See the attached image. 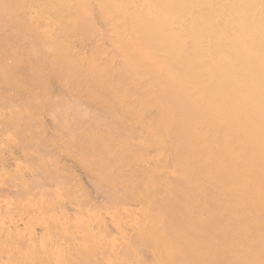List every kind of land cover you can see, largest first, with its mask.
<instances>
[{
	"label": "rangeland",
	"instance_id": "374dc122",
	"mask_svg": "<svg viewBox=\"0 0 264 264\" xmlns=\"http://www.w3.org/2000/svg\"><path fill=\"white\" fill-rule=\"evenodd\" d=\"M134 1L137 8L116 17L113 0H0V264H264V200L246 198L218 219L232 184L218 180L228 181L230 168L238 181L253 166L262 182L264 147L252 145L255 133L235 141L229 126L188 136L193 127L183 128L180 100L139 95L149 87L138 80L147 72H130L128 47L150 26L147 55L163 62L168 50L153 33L156 0ZM241 1L240 11L256 13L264 25V1ZM190 10L204 16L209 35L196 42L185 36L198 74L202 44L235 37L239 9L234 0H214ZM217 43L230 80H243L237 49L228 53ZM129 74L138 75L134 83ZM209 89L235 94L214 78ZM223 103L216 109L227 111ZM202 146L208 162L187 163ZM250 178L247 185H255Z\"/></svg>",
	"mask_w": 264,
	"mask_h": 264
},
{
	"label": "bare ground",
	"instance_id": "6f19581e",
	"mask_svg": "<svg viewBox=\"0 0 264 264\" xmlns=\"http://www.w3.org/2000/svg\"><path fill=\"white\" fill-rule=\"evenodd\" d=\"M113 1H115V4L114 8L111 9L110 16L116 15V17H121L124 14H128L130 8H137L136 1L134 0H126L125 6H122L121 0ZM133 1L135 6L131 7L130 3ZM234 1L239 9V16H237L239 26L234 29L236 36L224 37V35H221L215 39L216 42L206 41L202 44L204 49H202L197 56L199 61L198 68L202 69V73H193L194 63L189 57V54L194 48L186 47L185 36H195V42L198 37L200 40L202 38H209V35L203 30L204 16H192L190 8L197 5H200L201 8H208L209 4H212L214 0H212V2H209V0H156V7L153 11L157 13V16H155L157 21L155 22L153 33L155 34L158 46L161 48L166 47V50H168V52L163 55L165 60L163 62L161 61L162 56L151 58L147 55V49L150 46V38L152 35V29L148 26L137 34L139 42L132 43L128 47L131 53H134L137 49L133 47L139 45L137 54L134 56L131 55V53L126 54V60L129 59L126 63L131 73L135 71V67L137 66L147 72V78L143 76H139L138 78L139 82H147L149 86L148 89L138 90L140 96H175L180 100L179 106L185 108V115L183 118L185 123H182L183 128L184 125L185 127L189 125L194 128L187 131L188 136H195L196 129L198 128L206 129L207 132L209 131L211 134L215 135L216 133L219 134L218 129L222 127L227 128V126H229V131L235 136V141H239L241 138L237 137L239 134L243 135L245 133L247 136H251L250 134L255 133L254 135L259 142L256 143L257 140L255 139L256 141H253L252 145L258 149H262V147H264V93L261 96H257L255 93H259L264 87V25L260 22L259 15L256 13L250 14L248 11L244 14L243 11H240L242 6L241 0ZM252 1L260 3L264 0ZM140 7L142 10H146V6L140 5ZM116 17L113 18L114 27H116L115 23L119 21L118 18L116 20ZM239 30H242L245 35L243 33L239 34ZM259 31H261L258 42L259 46L253 47L254 44L250 40L253 38L255 40ZM244 36L245 38L243 40ZM238 37H241L242 40L238 41ZM217 42H223L225 51L228 53L237 49V51L235 53L232 52V54L236 57L240 56L242 73L244 76L243 80H237L235 77L234 80H230L227 74L232 69L221 52L218 51ZM236 43L241 45V47ZM178 46H181V49L178 52H173V49ZM220 64L222 65L220 68L221 73H218L216 76L215 72L218 69L217 66ZM157 67L161 68L159 72L155 71ZM137 76V74H129L127 81L131 80V82L134 83V77ZM210 78L217 79L218 85L227 87L232 93L234 91L235 94L226 96L227 94L222 93L220 90L214 89L210 91ZM145 79H147V81ZM150 89L152 90L151 93L148 91ZM207 94L208 99L206 98ZM220 94H222V96H219ZM222 102L227 106V111L216 109V107L223 106L221 104ZM167 110L164 112V114L166 113L165 118L170 119ZM233 112L235 115H233ZM257 124H262V126L259 131L255 132L254 129ZM183 128H180V132L184 130ZM199 142L203 143L204 139ZM202 148L206 147H193L190 155H188L185 161L187 163H194L198 159H201L203 162H208L204 157L206 155L202 152ZM218 148L221 149L223 153L227 151L225 145ZM261 151H264V149ZM261 151L260 153L262 154ZM194 170L195 167H190L188 174H191L187 176L188 178L194 174ZM252 170L253 166L249 168L247 173H242L237 181L234 170L227 168L225 174H228L227 177L230 179H228V181L218 180V184L220 185L230 182L229 180L232 182L230 185L228 183L230 187H226V194H223L226 198H224V204L220 207L221 212H219L218 215L219 220L226 217L225 213L239 208L243 202L245 203L246 198H250L247 199L246 202H263L264 180L261 182L256 178ZM257 170L259 173H262L264 177V167L257 166ZM252 176L255 185H247ZM256 182H261V184H256ZM190 185L193 191V201H198L197 195L199 193H197L198 189L196 183ZM225 186L227 185L225 184ZM217 194L216 191V195ZM195 196L197 199H195ZM228 205H230V207H228ZM233 212V214L236 215V211ZM233 214L227 216L234 221L236 216ZM261 227L263 226L261 225ZM49 246L54 247V243H51ZM207 263H210V261Z\"/></svg>",
	"mask_w": 264,
	"mask_h": 264
}]
</instances>
